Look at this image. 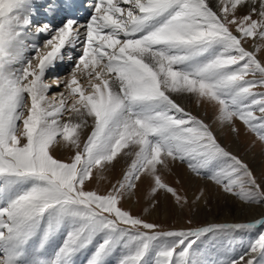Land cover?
<instances>
[{
  "label": "snow or ice",
  "instance_id": "1",
  "mask_svg": "<svg viewBox=\"0 0 264 264\" xmlns=\"http://www.w3.org/2000/svg\"><path fill=\"white\" fill-rule=\"evenodd\" d=\"M74 7L0 0V264H264V213L170 229L124 207L144 180L152 207L207 203L165 181L178 166L264 208V177L180 102L264 145V0H93L84 19H35ZM126 157L120 179L89 187Z\"/></svg>",
  "mask_w": 264,
  "mask_h": 264
},
{
  "label": "rangeland",
  "instance_id": "2",
  "mask_svg": "<svg viewBox=\"0 0 264 264\" xmlns=\"http://www.w3.org/2000/svg\"><path fill=\"white\" fill-rule=\"evenodd\" d=\"M40 5H46V4L44 3V4H40ZM41 12H43V8H41ZM246 47H249V49L251 50L252 45H246ZM181 101L180 102L182 103V105L185 107V109L187 111H190L192 114L203 119L206 123L210 124L213 127V130H214L215 134L217 135L218 139L220 140V142L230 152H232L234 155H237L245 163H247L250 166V168L253 170L254 174L257 176L258 179L264 177V171H263L264 170V145H261L256 140L254 134L246 132L244 127L242 125H239L241 127V132L238 135L239 141H240V147H239V149L232 147V142L230 141L231 139L228 136V134H230V135H236V134L231 132L229 128H226L227 126L222 125L216 119L217 113H216L215 109L213 108V106L202 104V103L198 105L196 100L194 103H192L191 98H187V97L181 99ZM192 104H193V106H192ZM217 122H219V123L217 124ZM218 126H221V127H218ZM54 155L57 158L65 159L68 155V152L66 153L61 148H58L54 152ZM130 163H131V157H126L123 160L119 159V161L117 163H115L114 168H112V169H115L114 173L110 168L111 166L106 167L104 169V171L96 173V175L93 179V182L89 185V187L92 189H95V190H99V191L106 190L109 187L110 183H114L116 180H118L122 177L123 172L126 170L128 164H130ZM180 169H182V170H180V172H179L180 174H178L179 177L176 179V181L172 182L173 187H175L182 195H187L188 199L191 201L194 199V193H197L199 188L196 190H192L189 187V184H190L189 180L183 178V171L186 169L184 167H180ZM110 172H111V174H107ZM171 173H172V171H168L166 169L161 170L162 177L169 184L171 182V181H169V175ZM178 179H179L180 183H177ZM139 187H140V185L138 186V189H136L135 191H139ZM144 187H145V189L143 188L142 194L140 193V197H142V200L146 199V197L149 198V196H148V192H149L148 181H147V184L144 185ZM205 189H207V191L209 193L208 198L210 200H208V201L215 203V205H214L215 209H217V208L220 209V207L224 201L223 197H220V195H222V196H226V195L224 193H222L221 191L214 193L208 187H206ZM227 196L231 197L229 195H227ZM127 197H129V196H127ZM125 201H126V199H125ZM125 201H124V207L126 209L130 210L133 215L141 216V217L147 219L148 221L160 224L161 226H163L165 228H170V229L176 228V229H178L181 227H186L187 226V220L189 218H192L195 224H206V223L212 222L210 218L206 219V218H204V216L202 218L195 219V213L193 210L194 206H195V204H199L202 202L205 203L203 199H201L200 201H198L195 204H191V206H187V207L185 206V208H186L185 209L186 211L184 212L185 223L183 222L184 223L183 225H179L177 223V221H176L177 216L175 214L173 215L172 218H168L166 221L167 223H166V222H161V221H155V219L150 218L149 216L147 217L145 215V209L140 210V211H135V209H138V207H136V205L132 206L133 210L136 212V213H134L133 210H131V207H128L127 205H125ZM134 202H137V201L135 200ZM147 202L149 203L148 204V210L150 212L152 211L154 213L155 212L154 210L157 207H152V205L150 203V199H149V201H146V203ZM207 204H209V203L207 202ZM241 206L242 205L237 200L234 199L233 203L228 207V210H226L227 212L225 214H223L222 216H220L218 218V220L215 222H236V220H234V219L239 216L240 212H242ZM214 207L209 206V212L214 211ZM216 212H217V210H216ZM229 215H230L231 219H226V217ZM222 219H225V221H222ZM253 221L254 220H252V221L248 220L247 222H253ZM261 230H264V229H261ZM250 239H252L251 236L245 237L244 238L245 243H247ZM239 251H240L239 248H237V252L234 253L233 255L234 256L238 255Z\"/></svg>",
  "mask_w": 264,
  "mask_h": 264
},
{
  "label": "bare ground",
  "instance_id": "3",
  "mask_svg": "<svg viewBox=\"0 0 264 264\" xmlns=\"http://www.w3.org/2000/svg\"><path fill=\"white\" fill-rule=\"evenodd\" d=\"M37 2H38V4H44V3L47 4V0H37ZM59 2H61V3L70 2L73 5H75V7L72 9L64 8L59 13H57L55 15H51V14H49V15H38L35 17L36 21L44 22L45 20H51L53 22V24L59 25L61 20L65 16H68V15H74L77 18L84 19L87 17L89 12L91 11V6L93 3V0H59ZM69 69H70V61L65 59L63 64L58 65L57 68L53 72L48 74V77H47L48 81L51 82L52 78L54 76L64 77L67 74V72L69 71ZM50 96H51V94H50ZM195 100H196L195 97L191 98L192 103H194ZM192 106H193V104H192ZM218 123L219 122H217V124ZM218 127H221V126H218ZM226 128H228V127H226ZM228 136L231 139L230 141L232 142V147L239 149V147H240L239 136L230 135V134H228ZM62 150H64L67 153V150H65V149H62ZM110 168L114 173L115 169H112L114 167H110ZM180 170H182V169H180V167L173 166L172 173L169 175V181H171L170 186H173L172 182L176 181V179L179 177L178 174H180L179 173ZM107 174H111V172L107 173ZM183 178L189 180V182H190L189 187L192 190H196L198 188L200 189V188L208 187L214 193L220 191L219 189H217L215 186L211 185L207 181L200 180V179H191L189 176V173L186 170L183 171ZM146 184H147L146 180L140 182L139 183V185H140L139 191H134L133 194L129 195V197L126 198L125 205H127L128 207H131V210H133L132 206L136 205V207H138V209H135V211H140V210L145 209V215L147 217L149 216L150 218L155 219V221L166 222L168 218H172L173 215L175 214L177 216V219H176L177 223L179 225H183L185 223L184 212L186 211L185 210L186 208L185 207L184 208L178 207L174 201V198L171 197L170 195H167V196L160 195L158 197L159 204L156 206L157 208L154 210L155 211L154 213L152 211L150 212L148 210V204L149 203L148 202L146 203V201H149L150 198L145 196L146 199L142 200V197H140V193L142 194L143 188L145 189L144 185H146ZM220 197H223V199H224L223 204L221 205L220 209L219 208L215 209V207H214L215 203H212L211 201H208L209 204L203 203V202L199 203V204H195L194 209H193L194 213H195V219H199V218H202L204 216V218H206V219L210 218L212 222H215L218 220V218L220 216L225 214L227 212L226 210H228V207L233 203L234 199L232 197H228L227 195L226 196L220 195ZM135 200L137 202H134ZM208 200H210V199L208 198ZM209 206L210 207L213 206L214 211L209 212ZM241 207H242V209H241L242 212H240L239 216L234 219V220H236V222H242V221H248V220L252 221V220L260 218L261 214L264 213V208H258V207L249 208V207H246L243 205ZM216 210H217V212H216ZM135 211L133 210L134 213H136ZM226 219H231L230 215L227 216ZM222 221H225V219H222Z\"/></svg>",
  "mask_w": 264,
  "mask_h": 264
}]
</instances>
